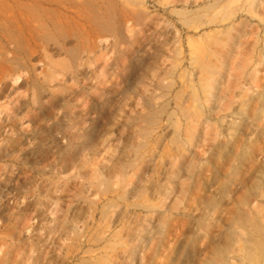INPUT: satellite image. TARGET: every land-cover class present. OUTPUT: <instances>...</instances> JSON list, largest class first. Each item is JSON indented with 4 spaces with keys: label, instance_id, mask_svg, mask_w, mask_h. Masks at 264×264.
Listing matches in <instances>:
<instances>
[{
    "label": "rangeland",
    "instance_id": "obj_1",
    "mask_svg": "<svg viewBox=\"0 0 264 264\" xmlns=\"http://www.w3.org/2000/svg\"><path fill=\"white\" fill-rule=\"evenodd\" d=\"M186 1L196 3L188 9ZM201 2L0 0V264H80L81 257L107 264L95 247L82 254L79 231L92 212L101 229L128 197L150 209L132 211L142 232L129 230L131 244L109 251L121 252L118 264H136L140 244L172 264H215L225 250L237 264L255 207L264 210V120L242 136L240 171L236 161H206L200 150L207 157L229 139L220 120L233 118L223 113L264 77L237 78L240 69L221 77L189 173L175 162L162 166L168 139L158 144L152 130L146 135L167 98L168 73L183 63L185 39L203 46L177 14ZM249 22L242 61L253 57L255 42L264 46L257 18ZM146 139L154 147L147 154Z\"/></svg>",
    "mask_w": 264,
    "mask_h": 264
},
{
    "label": "bare ground",
    "instance_id": "obj_2",
    "mask_svg": "<svg viewBox=\"0 0 264 264\" xmlns=\"http://www.w3.org/2000/svg\"><path fill=\"white\" fill-rule=\"evenodd\" d=\"M261 1L202 0L200 5L203 7L198 10L188 11L184 14L177 13L188 31L190 30L193 35L200 34L198 40L203 46L192 47L188 42L190 36L185 39L187 45L184 40L187 53L182 57L181 62L183 63L177 64L168 73L167 86L164 87L167 90V98L165 103L155 110V115L151 117L154 119L151 121V127L147 130L146 135H150L152 130L151 137L155 138L156 143L161 144V141L168 139L170 144L169 146L165 145V149L162 150V154L166 158L161 160L162 166L169 165L171 167L175 162L180 164V167L186 165L183 166V169L185 168L186 173L190 172L192 159L195 156L194 150L205 144L199 141L201 130L198 129V126L208 122L209 115L207 117L205 112L206 104L209 102L212 90L218 86L223 75L228 72L233 74L240 69L237 78L253 77L257 79L259 73L260 77H264V71L251 70L254 66H261L264 69V46L258 48L256 47L258 44L255 42L252 49L253 57L246 61H242L240 58L242 45L240 36L246 32L245 29L250 24L249 19L257 18V29L264 37V17H259L258 9ZM177 2L180 3L182 0H177ZM194 3L186 1L185 8H191ZM200 28L203 29L199 30ZM198 49H200V57ZM241 62H244V66L240 68ZM218 109L221 111V108ZM227 118H233V120H220V125H222L223 131L232 130L229 139L219 143L215 147V152L212 150L207 157L204 153L205 148H201L200 151L206 161L209 158L236 161L238 171H240L241 164L247 158V152L243 150L242 146V136L250 125L254 126L255 123L264 120V85L255 89L254 93L244 92L237 108H229L223 113L222 119ZM163 121H166L165 127L161 125ZM160 131L163 133L160 134ZM149 143L151 144L150 140H147L143 144L146 154L151 149L154 150V147ZM190 147L191 149H189ZM149 161H151L150 158ZM118 198L123 197L118 196ZM130 199L133 201L130 202ZM126 200L127 203L123 209L117 211L113 217L105 219L101 229L96 228L94 223L96 212H92L89 224L82 226L79 231V238L82 239L80 243L82 254L87 253V251H83L84 246L95 247L98 251L96 254L104 255L103 260L107 264H118L117 260L121 258V252H116L112 257L108 255L109 251H117L118 246L125 249L128 244H131L129 230H135L136 235H140L142 232V228L138 225L139 219L130 218L132 211L138 206L150 209L149 206L138 203L136 197H128ZM255 213L256 218L260 219L262 223L257 219L248 223L241 247L238 249L240 255L236 259L237 264H264V210L256 206ZM157 227L160 226L157 224ZM116 228L119 230L116 231ZM145 232V235H149L147 241L150 244L154 233L150 229ZM162 232L164 233L163 229ZM149 248L147 244L139 245L136 264H172V261H169L170 255L167 260L161 259L159 255L161 251ZM130 250L135 252L133 247ZM145 250L149 251L147 256ZM227 254L228 250L219 252L215 264H230ZM79 262L80 264H99L97 261L89 263L84 257H81Z\"/></svg>",
    "mask_w": 264,
    "mask_h": 264
}]
</instances>
